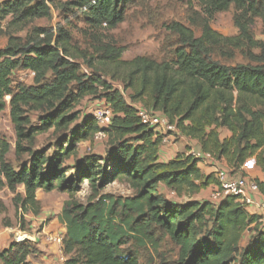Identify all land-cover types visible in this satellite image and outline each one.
Returning <instances> with one entry per match:
<instances>
[{"label":"trees","instance_id":"trees-1","mask_svg":"<svg viewBox=\"0 0 264 264\" xmlns=\"http://www.w3.org/2000/svg\"><path fill=\"white\" fill-rule=\"evenodd\" d=\"M197 1L203 15L200 36L172 24L169 30L177 37L174 59L162 63L146 57L122 62V47L102 43L89 56L73 44L71 33L59 23L14 36L13 31L36 20L50 19L51 1L0 2V37L6 38L0 48V113L9 98L14 155L16 160L28 158L15 170L6 158L9 144L0 136V190L14 193L22 187L14 203L23 213H37L39 190L69 195L59 217L65 228L63 264H139L137 254L126 249L131 235L137 240L141 236L154 248L159 241L156 236L166 235L178 250L176 264H264V224L235 197L226 196L216 205L177 204L167 199L168 192L182 195L218 185L214 173L203 175L199 161L185 154L159 162L161 136L141 124L135 107L102 78L105 73L115 79V74L101 71L104 67L122 70L119 79L132 91V102L162 113L200 150L224 160L232 174L243 175L241 167L251 158L264 173V42L253 40L248 29V17L263 14L264 0ZM134 2L79 0L70 10L80 14L89 29L111 31L124 22ZM230 7L237 13L234 22L239 34L228 38L212 30L210 19ZM242 44L260 49L259 56L247 54L250 64L226 67L212 60L215 48L237 49ZM15 72L30 73L33 84L13 87ZM88 97L103 100L113 111L110 127L103 130L110 148L104 158L85 155L65 167L77 145L101 131L91 115L73 113ZM28 111L41 112L38 126L31 125ZM218 129H226L230 136L220 140ZM50 130L65 132L53 154L33 151L35 138ZM119 180L128 183L131 197L100 194ZM254 181L264 196V183ZM84 182L91 196L82 205L74 196ZM244 232L250 233L251 241L240 249ZM36 254L30 243L12 242L0 252V264H28V257Z\"/></svg>","mask_w":264,"mask_h":264},{"label":"rangeland","instance_id":"rangeland-1","mask_svg":"<svg viewBox=\"0 0 264 264\" xmlns=\"http://www.w3.org/2000/svg\"><path fill=\"white\" fill-rule=\"evenodd\" d=\"M46 1H51L53 6L51 7V18L36 20L25 28L23 27V29L15 30L13 31L14 36L24 37L32 27H54L59 23L71 33L73 44L89 56H91L98 43H102L122 47L124 49L121 56L122 62H130L137 57H146L157 63L171 62L174 59L173 54L177 45V37L169 30L172 24L179 23L190 29L195 37L200 36L199 20L203 15L197 0H135L134 4L127 10L122 24L114 30L99 32L89 29L83 17L75 10H70L71 5L79 2V0ZM236 15L237 13L233 7H230L225 12L215 14L210 19V27L222 37H236L239 34L234 22ZM192 21L198 23L192 25ZM248 23L252 39L264 42V10L259 17L249 16ZM5 44L6 38L0 37V48L4 47ZM248 53L259 56L260 49L249 47L246 44H242L237 49L218 47L213 50L212 60L226 67H233L237 64L245 65L250 64L247 58ZM82 67L84 73L88 74L90 72L84 65ZM105 70L109 74H115L116 80L105 73L102 74V78L113 89L122 94L127 104L146 108L143 103L131 101L132 91L130 89L126 90L119 79L124 74L122 70H116L114 67H104L101 71ZM12 81L13 87L19 83L26 86L33 84L32 75L28 72H15ZM142 99V101H146V97ZM5 103V110L0 113V136L10 147L6 157L7 161L17 170L21 164L27 163L28 158L26 155L18 160L15 158L16 137L9 115V98L5 100ZM102 106L103 102L98 98L88 97L74 108L73 113L79 114L80 117L91 115ZM40 115L41 112L39 111L27 112L32 126H38L37 118ZM217 133L220 140L230 136L226 129H218ZM62 136L65 138V132L60 131L57 133L53 130L38 135L34 140L32 150H43L51 156L56 150L54 145ZM193 147L199 149V146L193 140L172 139L167 147L159 153V162L166 163L178 155H187L188 150ZM109 148L110 144L107 136L101 140L92 138L89 141L82 142L77 145L76 152L66 162L65 167H70L74 160L85 155L93 154L104 158V153ZM244 165L241 167V171H245ZM219 166L226 167L233 173L226 166L224 160L219 163ZM211 186L209 185L195 193L184 192L182 195L168 192L166 197L177 204L190 201L205 203L209 202L210 194L214 189ZM22 193V187H18L14 193L6 188L0 190V204L2 205V208L0 207V252L7 249L12 242H17L16 240L20 239L21 234H26L28 238L23 241L30 243L37 251L36 255L28 257V264H63L65 256L62 251V239L65 235V228L59 222V217L64 204L70 199L69 195L59 191L43 192L39 190L35 194L38 203L37 213L32 210L23 213L22 210L17 209L14 203L15 194ZM100 194L127 198L133 195V191L127 182L119 180L104 187ZM90 196L91 191L88 183L84 182L79 192L74 196V201L85 205ZM131 236L126 249L137 254L139 264H176L178 250L171 244L166 235H155L159 239L156 248L141 236H138L140 240ZM250 241V233L244 232L239 241L240 249L246 248Z\"/></svg>","mask_w":264,"mask_h":264},{"label":"built area","instance_id":"built-area-1","mask_svg":"<svg viewBox=\"0 0 264 264\" xmlns=\"http://www.w3.org/2000/svg\"><path fill=\"white\" fill-rule=\"evenodd\" d=\"M102 102L103 106L91 114L101 129L100 132L94 135L93 138L95 140H101L106 136L103 130L110 127L113 117L111 108L103 100ZM135 109L136 116L139 118L141 124L151 128L156 134L161 136L162 150L167 147L172 139H187L176 130L174 125L168 123V120L162 113L143 107H135ZM187 155L199 161L198 163L208 162L213 170L212 173H214L218 185L211 186L214 188L209 199L211 204L216 205L226 196H232L246 208L256 205L264 209V196L259 193L254 179L241 174H232L228 168L219 166L222 160H217L211 154L203 152L200 149L190 148ZM21 235H24L25 239H22L20 242H24L27 239L26 234Z\"/></svg>","mask_w":264,"mask_h":264},{"label":"crops","instance_id":"crops-1","mask_svg":"<svg viewBox=\"0 0 264 264\" xmlns=\"http://www.w3.org/2000/svg\"><path fill=\"white\" fill-rule=\"evenodd\" d=\"M198 169L201 171V173L205 176L210 175L213 170L208 162H202L198 163L197 165ZM245 171L242 170L243 175L250 177L252 179H257L258 181L264 183V173L261 172V170L256 166L255 160L252 158L250 160H247V162L244 165ZM239 174V173H236ZM247 213L254 214L259 216L260 222L264 224V209L259 208L256 205L250 206L246 208Z\"/></svg>","mask_w":264,"mask_h":264},{"label":"bare ground","instance_id":"bare-ground-1","mask_svg":"<svg viewBox=\"0 0 264 264\" xmlns=\"http://www.w3.org/2000/svg\"><path fill=\"white\" fill-rule=\"evenodd\" d=\"M26 237H27V235H26ZM22 239H25V236L24 235H20V239H18L17 241L20 242V241H22Z\"/></svg>","mask_w":264,"mask_h":264}]
</instances>
